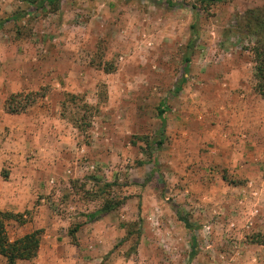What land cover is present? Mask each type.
Masks as SVG:
<instances>
[{
    "label": "rangeland",
    "instance_id": "374dc122",
    "mask_svg": "<svg viewBox=\"0 0 264 264\" xmlns=\"http://www.w3.org/2000/svg\"><path fill=\"white\" fill-rule=\"evenodd\" d=\"M32 1L0 0V210L40 230L16 264H264V0Z\"/></svg>",
    "mask_w": 264,
    "mask_h": 264
},
{
    "label": "trees",
    "instance_id": "16d2710c",
    "mask_svg": "<svg viewBox=\"0 0 264 264\" xmlns=\"http://www.w3.org/2000/svg\"><path fill=\"white\" fill-rule=\"evenodd\" d=\"M61 0H39L34 8H40L44 5L57 6ZM168 8H174L178 5L173 0H162ZM202 3H212V2H223L227 0H200ZM30 2L33 3L32 0ZM19 15H12L7 19L0 21V27L4 22L10 19H17ZM246 26L250 29V32L256 37L254 43L250 47V52L252 54V61L254 63V78L255 85L254 88L256 92L264 99V10L261 9H249L246 14ZM189 57L184 58L183 72H187ZM184 81V77L180 79V82L175 88V92L181 90V84ZM15 94L10 95L5 103L11 111L17 110L16 107H11L13 101L15 100ZM26 105L21 106V109H25ZM13 108V109H12ZM164 109H158V116L161 120V124H165V117L163 116ZM112 182H107L105 185L111 186ZM118 206L116 202L106 200L103 205L96 210L89 213L90 219H96L97 217L107 214L114 210ZM17 213H12L9 211L0 210V255L5 259V264H16L19 260H30L37 255L40 242V230H33L28 232L18 238L11 240L7 234V220L16 218ZM181 219L185 222L186 227L191 228L189 222L184 218ZM77 230L74 227L72 231Z\"/></svg>",
    "mask_w": 264,
    "mask_h": 264
}]
</instances>
